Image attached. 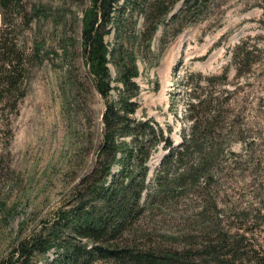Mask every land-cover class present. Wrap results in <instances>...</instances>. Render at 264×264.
<instances>
[{
	"label": "rangeland",
	"instance_id": "obj_1",
	"mask_svg": "<svg viewBox=\"0 0 264 264\" xmlns=\"http://www.w3.org/2000/svg\"><path fill=\"white\" fill-rule=\"evenodd\" d=\"M89 6V0H0V62L18 64L6 77L11 85L0 104V262L21 239L51 225L100 143L103 104L93 91L80 45L81 21ZM42 7L43 14L37 12ZM180 7L181 2L171 14ZM203 12V19L177 36L169 18L158 28L145 63L137 62L136 117L172 127L171 138L178 145L189 125L186 74L219 76L224 70L221 89H240L241 106L230 109L242 113L221 140L222 153L206 155L213 161L209 183L203 178L184 183L185 165L166 172L160 168L165 152L153 154L141 209L132 207L134 216L121 242L137 251L178 252L197 259L209 234L215 241L226 233L227 242L239 244L243 256L235 264H254L253 259L264 256V4L213 0ZM132 20L137 27L142 24L135 13ZM113 38L114 30L104 40L110 45ZM241 42L255 44L250 47L260 50L263 59L236 78L231 54ZM109 69L115 78L114 68ZM117 94L112 92L114 98ZM197 159L192 156L191 163ZM117 170L116 165L113 172ZM250 226L255 231L244 234ZM82 244L90 247L85 240ZM61 252L53 249L34 264H62Z\"/></svg>",
	"mask_w": 264,
	"mask_h": 264
},
{
	"label": "trees",
	"instance_id": "obj_2",
	"mask_svg": "<svg viewBox=\"0 0 264 264\" xmlns=\"http://www.w3.org/2000/svg\"><path fill=\"white\" fill-rule=\"evenodd\" d=\"M89 1L90 6L81 21L80 45L93 91L103 104L100 143L86 171L75 172L80 175L69 190V202L56 210L51 225L21 239L0 264H34L36 257L46 256L53 249L62 251L59 261L62 264L98 261L106 264L242 263L243 256H239L237 249L239 244H229L226 233L219 235L217 241L211 240L209 234L200 246L201 254L197 259L178 252L137 251L121 242L126 225L134 216L132 207L138 208L147 190V164L153 154L159 150L165 152L160 168L166 172L185 165L181 176L184 183L189 180L196 183L201 178L205 184L209 183L211 177L207 172L213 161L206 155L212 152L217 157L222 153L221 140L226 138L227 129L242 113L230 109L232 104L241 106L237 101L240 89H221L227 79L224 70L219 76L199 72L186 74L185 119L189 125L178 145H174L171 138L172 127L163 128L152 118L136 117L140 107V87L135 82L137 62L145 63L158 28L169 18L168 25L172 26L175 36L179 35L185 27L205 17L203 11L213 0ZM180 2L181 7L171 14ZM262 2L264 4V0ZM43 11V7L37 10L42 14ZM134 13L142 17L139 27L135 24L137 21L132 20ZM126 28L129 29L127 34ZM112 30L114 38L109 45L104 38ZM250 46L254 48L255 44L241 42L232 51L231 63L236 78L245 76L250 66L263 59L260 50ZM109 65L115 70V78H112ZM17 66V62L10 60L0 62V104L7 85H11L6 77L16 72ZM244 66L247 68L243 69ZM114 83L120 87L113 86ZM113 91H118L115 98ZM195 155L198 159L191 163L190 158ZM116 165L118 170L113 172ZM140 209L139 206L138 211ZM239 218L245 220V214ZM254 229L250 226L243 231L251 233ZM63 233L65 237L61 236ZM82 240L89 242L90 247L82 244ZM253 262L264 264V256L256 257Z\"/></svg>",
	"mask_w": 264,
	"mask_h": 264
}]
</instances>
